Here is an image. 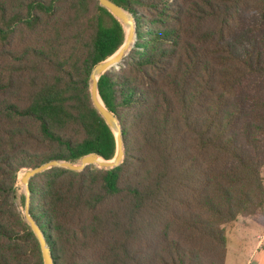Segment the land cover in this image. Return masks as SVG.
<instances>
[{"label":"trees","instance_id":"trees-1","mask_svg":"<svg viewBox=\"0 0 264 264\" xmlns=\"http://www.w3.org/2000/svg\"><path fill=\"white\" fill-rule=\"evenodd\" d=\"M112 1L135 21L97 79L123 159L36 173L29 214L53 264H226L224 225L264 219V0ZM124 37L98 0H0V264H44L21 168L114 156L89 76Z\"/></svg>","mask_w":264,"mask_h":264},{"label":"water","instance_id":"water-1","mask_svg":"<svg viewBox=\"0 0 264 264\" xmlns=\"http://www.w3.org/2000/svg\"><path fill=\"white\" fill-rule=\"evenodd\" d=\"M98 1L100 5L105 7L114 17L117 18V20L122 24V26L125 25L127 29V31L125 32L124 40L122 44L119 46V48L104 60L97 62L93 66L89 76L90 78L89 90H90V97L92 103L115 135V144H116L115 154L113 157L106 159L97 155L96 153H88L81 156L78 159V162L51 159L35 167L29 168L22 173L20 180L25 186V219L29 223L36 237L38 238L44 264H53V262L50 255V250L46 245L42 232L40 231L39 227L36 225L32 217L30 216L28 211L29 202H30V196H29L30 192L28 187L29 178L35 175L36 173H39L53 166L65 167L75 171L82 170L85 166L89 164L96 165L97 167L100 168H106V169L112 168L114 166H117L122 161L124 155V151H123L124 145L122 140L121 127L119 125L117 117L105 107L103 101L101 100L97 91V79L103 72H105L111 66L114 65L117 68L119 66V63L122 61L123 57L126 55L130 47L133 45L134 37H135V21L132 15L127 10H125L123 7H121L114 1L112 0H98Z\"/></svg>","mask_w":264,"mask_h":264},{"label":"rangeland","instance_id":"rangeland-1","mask_svg":"<svg viewBox=\"0 0 264 264\" xmlns=\"http://www.w3.org/2000/svg\"><path fill=\"white\" fill-rule=\"evenodd\" d=\"M125 32L127 31L125 25ZM129 51V50H128ZM75 162H78L75 161ZM96 166V165H94ZM29 169L28 167L21 168L16 176V182L14 184V204L16 209L20 212L22 217L25 219V186L21 182L20 177L24 171ZM260 174L264 184V164L260 169ZM238 219H243L248 225L237 224V220L229 222L225 226V237L227 244V254H226V264H243L246 260V254L248 253V248L251 243V232L250 225L252 227H259L256 222L250 218L239 217ZM26 220V219H25ZM238 220V221H240ZM229 225H233L231 228ZM242 258L244 259L242 262Z\"/></svg>","mask_w":264,"mask_h":264},{"label":"crops","instance_id":"crops-1","mask_svg":"<svg viewBox=\"0 0 264 264\" xmlns=\"http://www.w3.org/2000/svg\"><path fill=\"white\" fill-rule=\"evenodd\" d=\"M250 219L256 222L259 227H252V225H250L251 243L248 248V253L246 254L247 258L243 262V264H264V219L262 221H259L255 218ZM238 220L240 219H237V224L248 225L243 219H241L240 221ZM228 224L230 223L224 225V229ZM229 226L233 228V225ZM243 260L244 259L242 258L241 262Z\"/></svg>","mask_w":264,"mask_h":264}]
</instances>
